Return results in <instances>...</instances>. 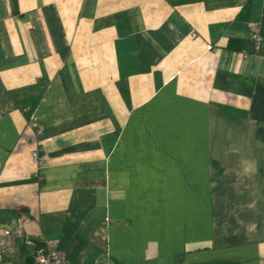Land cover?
Wrapping results in <instances>:
<instances>
[{
  "label": "crops",
  "instance_id": "crops-1",
  "mask_svg": "<svg viewBox=\"0 0 264 264\" xmlns=\"http://www.w3.org/2000/svg\"><path fill=\"white\" fill-rule=\"evenodd\" d=\"M16 231L13 264H264V0H0Z\"/></svg>",
  "mask_w": 264,
  "mask_h": 264
},
{
  "label": "built area",
  "instance_id": "built-area-1",
  "mask_svg": "<svg viewBox=\"0 0 264 264\" xmlns=\"http://www.w3.org/2000/svg\"><path fill=\"white\" fill-rule=\"evenodd\" d=\"M256 32V26L251 25V39L255 45H258L260 40L254 34ZM194 38L195 34L190 33L188 39L193 41ZM31 159L37 170H39L44 164L42 157L36 151L31 154ZM21 235L20 231L0 235V264H13L10 262V258L15 254L12 242L14 238H18ZM24 244L25 246H35V243L29 239H25ZM31 258L33 264H67L62 254L56 250L54 243L50 241L38 243L35 248H33Z\"/></svg>",
  "mask_w": 264,
  "mask_h": 264
},
{
  "label": "water",
  "instance_id": "water-1",
  "mask_svg": "<svg viewBox=\"0 0 264 264\" xmlns=\"http://www.w3.org/2000/svg\"><path fill=\"white\" fill-rule=\"evenodd\" d=\"M23 264H33V260L31 258H25Z\"/></svg>",
  "mask_w": 264,
  "mask_h": 264
},
{
  "label": "rangeland",
  "instance_id": "rangeland-1",
  "mask_svg": "<svg viewBox=\"0 0 264 264\" xmlns=\"http://www.w3.org/2000/svg\"><path fill=\"white\" fill-rule=\"evenodd\" d=\"M250 30H251V25H250ZM260 40V39H259ZM260 42V41H259Z\"/></svg>",
  "mask_w": 264,
  "mask_h": 264
}]
</instances>
